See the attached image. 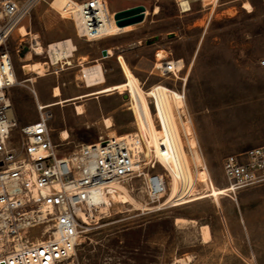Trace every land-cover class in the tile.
<instances>
[{"label":"rangeland","instance_id":"rangeland-1","mask_svg":"<svg viewBox=\"0 0 264 264\" xmlns=\"http://www.w3.org/2000/svg\"><path fill=\"white\" fill-rule=\"evenodd\" d=\"M246 1L250 9L244 6ZM50 2H40L23 22L30 33L38 35L43 53L49 43L71 38L77 46L75 56L88 54L84 64L90 65L99 56V48L118 46L117 54L104 60L107 82H124L118 61L121 55L140 85V81L145 88L152 85L150 94L156 98L162 121L157 128L174 149L172 164L179 174H190L193 181L190 191H184L180 182L182 200L167 195L163 207L144 213L138 210L145 203L138 180L133 181L134 192H128L142 205L121 203L118 190H112L107 212L98 214L97 220L89 218L75 264H179L178 258L188 256L183 264H264V181L234 187L222 169L228 154L264 144V0H217L210 6L196 2L185 13L178 11L173 0H107L113 10L141 4L148 14L129 31L92 42L79 36L73 19L62 17ZM156 6L158 14H153ZM30 38L15 30L1 49L10 53L18 81L25 76L16 47L28 44ZM160 49L168 52L166 62L156 61ZM179 58L186 77L182 108L177 107L180 93L161 81L165 78L158 76L157 65L162 62L167 71L170 61ZM37 60L48 59L32 56L28 62ZM78 66L59 74L51 67L46 76L15 85L10 95L15 96L21 111H34L38 117L35 98L25 85L34 86L40 101L57 79L65 82L64 98L83 94L87 88L78 79ZM78 103L84 104L83 115L76 114L74 105L52 108L49 126L54 143L61 142L64 131L72 150L79 144L97 142L99 136L136 130L132 112L118 92L82 98ZM134 115L140 130L135 111ZM107 117L114 124L111 130L104 126ZM190 138L195 139V148L190 147ZM202 169L208 173L207 181L198 178ZM156 171L164 169L158 164ZM178 216L194 219L198 226H177L174 218ZM203 224L209 225L212 235L207 243L198 233Z\"/></svg>","mask_w":264,"mask_h":264},{"label":"built area","instance_id":"built-area-1","mask_svg":"<svg viewBox=\"0 0 264 264\" xmlns=\"http://www.w3.org/2000/svg\"><path fill=\"white\" fill-rule=\"evenodd\" d=\"M183 1L173 0L180 13L190 11L196 2L202 4V0H186L190 9L185 11ZM40 2L47 0H0V264H75L81 237L90 224L84 216L90 218V212L102 204V196L110 193L113 184L133 193V181L138 180L140 193L145 198L142 203L145 208L138 210L143 213L163 207L169 192L166 167L158 161L152 148L147 155V142L136 124L129 91L118 94L132 112L136 130L118 137L99 136L97 142L79 144L72 150L68 147V138L60 137V143H54L51 138L49 122L54 116L53 107L45 108L37 103L39 115L34 122L21 124L15 118L8 89L20 81L10 53L1 49ZM80 11L85 24L82 37L92 42L103 39L105 25L116 21L118 10L107 6L105 0H83ZM144 14L146 17V10ZM26 45L28 51L23 57L25 45L16 47L24 75H27L24 62L32 56H42L51 63L48 49L46 54H36L30 41ZM109 51L107 56L112 55ZM6 56L14 82L7 79ZM54 65L51 63L49 68ZM157 65L158 76L165 78L161 81L178 91L185 101L184 69H174L169 64L165 71L162 62ZM29 80L31 77L26 76L22 81ZM167 80L172 83H166ZM140 83L148 92V105L156 126L160 127L157 101L150 94L152 85L145 88V83ZM31 92L37 99L36 90L31 88ZM158 164L163 172L156 171ZM222 169L234 187L264 181V144L228 154Z\"/></svg>","mask_w":264,"mask_h":264},{"label":"bare ground","instance_id":"bare-ground-1","mask_svg":"<svg viewBox=\"0 0 264 264\" xmlns=\"http://www.w3.org/2000/svg\"><path fill=\"white\" fill-rule=\"evenodd\" d=\"M217 0H202V5L210 6L213 5ZM108 6L107 0H105ZM185 11H188L190 8V3L188 1L182 2ZM50 6L53 9H56L62 17H68L73 19L75 22V26L77 29V33L79 36H83L85 33V24H84V17L80 11V2L77 0H51ZM244 6L248 9L251 8V4L246 1ZM148 14V10L146 9V15ZM153 14H158V7L154 8ZM134 25V24H133ZM132 25L127 26H119L117 25L116 21L111 20L108 22L103 31L102 38L119 35L125 33L131 29ZM18 32H20V36L27 37L31 35L30 43L33 49V53L36 54H43V47L38 39L37 34L30 33L24 25H21ZM75 51H77V46L75 45L74 41L71 38H65L57 41H53L48 44V54L52 64L56 63H68L71 64L70 57L74 56ZM27 57L30 58L31 54L28 53ZM167 57V52L165 49H160L157 51L156 60L157 61H165ZM7 56L5 57L4 61V69L7 72V79L10 82H14L15 76L9 70V65L7 63ZM120 63L123 67L125 80L117 85H110V86H102L105 82V75L100 62H95L94 64L85 65L84 62L86 61V57H81L79 61V65L81 66V74L79 78L86 87H92V90H89L83 94L71 96V97H63L62 91L59 87H55L52 91L53 96L57 97L54 101L49 103L39 102V105L47 108L54 105H64L65 102H76L79 99L87 98L90 96H100L105 94H110L112 92H123L129 91L132 99V108L134 109L138 122L140 124V133L146 139L147 146H148V153L147 155L151 154V148L156 155L158 161H160L165 167L170 177V187L168 192V199L174 198V200H182L179 197L178 192L180 191V182L183 181L184 183V191H190L193 189V181L190 174H179L174 166L173 160L175 157L174 149L171 146V142L169 139L166 138L164 132L157 128L154 116L150 110L148 105V98L142 89L141 85L137 81L136 77L134 76L133 72L130 70L129 66L125 62L122 56H119ZM47 61H34V62H25L24 70L26 74H30L35 72L41 76L47 75L49 71V65L51 64ZM171 66L174 69L183 70L184 62L181 58L174 59L170 61ZM2 64L0 63V79L2 78ZM2 80V79H1ZM33 80V78H31ZM101 86V87H99ZM47 104V105H45ZM177 107H183V101L181 98L177 99ZM75 110L77 114H84L85 109L83 104L76 102ZM104 125L107 130H111L113 127V121L110 117L104 119ZM125 135V134H124ZM69 134L67 131L62 133L63 138H68ZM111 137H118L114 132H112ZM189 145L192 148H195L196 141L194 138L189 139ZM198 178L201 181L208 180V173L206 169H202L198 172ZM112 190H118L117 197L118 201L121 203H128L133 202L137 205L140 204L133 196H131L128 190L119 184H113L111 187ZM111 191L109 194H104L102 196L103 202L99 205L96 210L90 212V218L93 220H97L100 217L98 214L107 212L109 208V197L111 196ZM142 205V204H140ZM144 206V205H143ZM142 206V207H143ZM145 208V206H144ZM95 211V212H94ZM84 219L89 222V218L85 215ZM175 225L177 226H185V225H192L194 227L198 226V223L194 219H189L185 217H175L174 218ZM90 223V222H89ZM199 232L201 236V240L205 243L211 241V231L208 224L200 225ZM188 257H180L176 260L177 263L183 264L187 262L189 259ZM69 264V263H66Z\"/></svg>","mask_w":264,"mask_h":264},{"label":"crops","instance_id":"crops-1","mask_svg":"<svg viewBox=\"0 0 264 264\" xmlns=\"http://www.w3.org/2000/svg\"><path fill=\"white\" fill-rule=\"evenodd\" d=\"M110 50L109 52H110V54H112L111 56H107V57H104L103 55H102V51L103 50ZM119 49V47L118 46H114V45H111V46H104V47H101V48H99V56L97 57V58H93L94 60H95V62H100L101 63V65H102V68H103V64H104V60H106V59H108V58H111V57H113L114 55H116L117 54V52H116V50H118ZM76 52V51H75ZM167 52V51H166ZM167 54H168V52H167ZM83 56H85L86 58H88L89 57V55L87 54H84V55H81V56H78V57H76L75 56V54H74V56H72V57H70V59H71V64H68V63H56L54 66H53V68H54V73H58V72H65V71H67V70H70L71 68H73V67H75V66H77V67H79L78 65H79V59L81 58V57H83ZM119 56H121V55H119ZM119 56H118V60H119ZM123 57V56H122ZM167 58V57H166ZM100 60V61H99ZM37 61H39V60H37ZM49 62V61H48ZM127 63V62H126ZM119 64H120V66H121V63H120V60H119ZM51 65V64H50ZM50 65H49V67H50ZM128 65V64H127ZM122 67V66H121ZM184 69V68H183ZM122 70H123V68H122ZM16 71V70H15ZM103 71H104V75H105V71H106V69H104L103 68ZM124 72V71H123ZM32 73H35V72H32ZM48 73H49V71H48ZM47 73V74H48ZM31 74V73H30ZM30 74H27V75H24L25 77L26 76H29ZM37 76L36 77H31V78H33V80H34V78H40V77H43V76H41V75H39V74H37V73H35ZM59 74V73H58ZM16 75H17V73H16ZM46 76V75H45ZM58 78V77H57ZM16 80V79H15ZM23 80V79H22ZM20 81V82H23V83H26V82H33V80H29V81ZM19 82V83H20ZM19 83H16L15 85H17V84H19ZM64 81H60L59 79H57V82H56V84L52 87V90L50 91V92H47V93H43V96H42V101H40V99H39V95H38V92H37V99L35 98V101H36V105H37V103H39V102H43V103H49V102H52V101H54L57 97H55V96H53V93H52V91H53V89L57 86V87H59L61 90L63 89L62 88V86L64 85ZM119 83H121V82H111V83H109V82H107V79H106V75H105V82L102 84V86H110V85H117V84H119ZM15 85H13V86H11L9 89H8V94H9V96H10V99H11V102H12V105H13V113H14V116H15V118L18 120V122L19 123H21V124H27V123H30V122H34V121H36L37 119H38V117H36V115H35V113H34V111H31V112H23V111H21V109H19V107L17 106V104L15 103V96H13L12 97V95H10V89L11 88H13ZM30 91H31V88H34V86L33 85H31V87L29 86V85H25ZM86 87V86H85ZM99 87H101V86H99ZM87 88V91H89V90H92L93 88L92 87H86ZM35 89V88H34ZM36 90V89H35ZM62 92H63V90H62ZM105 95H108V94H105ZM105 95H100V96H105ZM34 96V95H33ZM91 97V96H90ZM94 97V96H93ZM97 97H99V96H97ZM50 98H52L53 100H50ZM88 98V97H87ZM76 102H78V101H76ZM76 102L74 101V102H65L64 103V105L63 106H70V105H74V109H75V104H76ZM45 105H47V104H45ZM54 106H57V105H54ZM54 106H50V107H54ZM83 106H84V104H83ZM75 112H76V110H75ZM85 113V112H84ZM77 114V113H76ZM77 115H83V114H77ZM103 122H104V120H103ZM105 126V125H104ZM106 127V126H105Z\"/></svg>","mask_w":264,"mask_h":264},{"label":"water","instance_id":"water-1","mask_svg":"<svg viewBox=\"0 0 264 264\" xmlns=\"http://www.w3.org/2000/svg\"><path fill=\"white\" fill-rule=\"evenodd\" d=\"M145 10V6L141 4L118 10L115 14L116 23L119 26L141 23L145 19ZM27 51L28 48L27 45H25L23 51L21 52V56L23 57ZM102 55L104 57L107 56V51L105 49L102 51Z\"/></svg>","mask_w":264,"mask_h":264}]
</instances>
